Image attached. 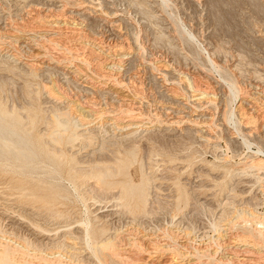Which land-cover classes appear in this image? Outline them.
<instances>
[{"label":"rangeland","instance_id":"1","mask_svg":"<svg viewBox=\"0 0 264 264\" xmlns=\"http://www.w3.org/2000/svg\"><path fill=\"white\" fill-rule=\"evenodd\" d=\"M0 42V118L34 154L0 146V243L86 257L119 230L130 255L162 246L180 264L183 245L264 264L239 242L264 218V172L241 165L263 157L264 125L237 110L264 116V0H0ZM74 101L90 128H74ZM103 169L117 184L92 178Z\"/></svg>","mask_w":264,"mask_h":264},{"label":"bare ground","instance_id":"2","mask_svg":"<svg viewBox=\"0 0 264 264\" xmlns=\"http://www.w3.org/2000/svg\"><path fill=\"white\" fill-rule=\"evenodd\" d=\"M60 11V10H59ZM85 12V11H84ZM40 15V13H39ZM39 21V20H38ZM55 24V23H54ZM51 26V25H50ZM114 26V25H113ZM61 36V35H60ZM51 39V38H50ZM1 43V42H0ZM37 45V44H36ZM41 45V44H39ZM41 47V46H40ZM38 48V47H37ZM33 49V48H32ZM39 49V48H38ZM34 49V56L36 57H42L40 54V49ZM68 49V48H67ZM44 50V49H43ZM66 50V49H65ZM42 51V49H41ZM32 52V51H31ZM33 53V52H32ZM71 57V56H70ZM36 59V58H35ZM40 59V58H39ZM56 60V59H55ZM67 60V59H66ZM86 61V60H85ZM89 61V60H88ZM83 62V61H82ZM84 64V63H83ZM90 65V64H89ZM34 66V64H33ZM82 67V66H81ZM37 70V69H36ZM102 72V71H101ZM104 75V74H103ZM108 78V77H107ZM113 78V77H112ZM92 80V79H91ZM90 80V81H91ZM116 81V80H115ZM98 82V81H97ZM112 82V81H111ZM115 85V84H114ZM127 88V87H126ZM49 89V88H48ZM52 89V88H51ZM124 89V87H123ZM47 91V90H46ZM53 91V90H52ZM201 92V91H200ZM54 93V92H53ZM207 93V92H206ZM132 94V93H131ZM59 95V94H58ZM244 95V94H243ZM49 96H50V90H49ZM52 96V94H51ZM57 96V95H55ZM138 96V95H137ZM206 97V96H205ZM245 97V96H244ZM56 98V97H55ZM60 98V97H59ZM247 98V97H246ZM57 99V98H56ZM248 99V98H247ZM61 100V99H60ZM59 100V101H60ZM79 102V101H78ZM245 98L242 99V102L238 105L239 107H237L238 109V112H240V118H241V121L240 122H243V124H245V127L246 128H249L250 131H253V130H256L258 128V126L262 125L261 123H263L264 125V116H261V117H254V116H251V114H249V110L247 108V106L245 105ZM256 102V101H255ZM262 102H264L262 100ZM72 107H74V109L72 108V110H74L76 113H78V115L80 116V119H78V121L74 122L75 126L74 128L76 130H86L87 128H90V127H86V128H83L85 127L84 125H91L92 122H86L89 117L90 114L94 115L93 113H91V111H85V109L82 108V106H80L79 104H75V101L72 102L71 104ZM84 106V105H83ZM122 106V105H121ZM69 107V106H68ZM71 108V107H70ZM69 108V109H70ZM100 108V107H99ZM72 110H71V113H72ZM226 110V109H225ZM256 111V109H255ZM100 112V111H99ZM134 112V111H133ZM253 112V111H252ZM258 112V111H257ZM75 113V114H76ZM90 113V114H89ZM97 113V112H96ZM255 113V112H254ZM264 113V112H263ZM67 114H70V112H65V115ZM73 114V113H72ZM71 114V115H72ZM77 115V114H76ZM77 115V116H78ZM90 115V116H92ZM96 115V114H95ZM132 115V114H131ZM170 115V114H169ZM239 115V114H238ZM70 116V115H69ZM74 116V115H73ZM102 116V115H101ZM168 116V115H167ZM224 116V115H223ZM63 117V116H62ZM73 118V117H72ZM101 118V117H100ZM224 118V117H223ZM239 118V119H240ZM261 118V119H260ZM76 119V118H75ZM73 120V119H72ZM116 120V118H115ZM180 120V119H179ZM196 120V119H195ZM260 120V121H259ZM86 122V123H81L79 124L78 122ZM197 121V120H196ZM133 122V121H132ZM170 122V121H169ZM168 122V123H169ZM179 122V121H178ZM188 122V121H187ZM190 122V121H189ZM188 122V123H189ZM2 119L0 118V146L2 143H5L6 145H9V152L10 154H15V151L18 152L20 155H22L23 157H25V159L27 158H31L34 154L31 153V150L29 149V145L27 142H25L22 138L19 137V135L17 136L16 133L14 131H11L9 130L8 126H5L4 124H2ZM99 123V122H98ZM174 123L171 122L170 124L168 125H172ZM191 123V122H190ZM259 123V124H258ZM137 124V123H136ZM136 124H133V123H130L128 124L127 126H124V127H121V129L119 128V130L122 132H124V134L122 135V139L123 141L124 140H132L134 139L135 137V134L136 132L139 130V124L136 125ZM149 124V123H148ZM199 124V123H198ZM197 124V125H198ZM121 125V124H120ZM252 125V127L250 126ZM135 126V127H134ZM166 126V125H165ZM173 126V125H172ZM171 126V127H172ZM177 126V125H176ZM244 126V125H243ZM81 127V128H80ZM143 127V126H141ZM261 127V126H260ZM65 128V127H64ZM67 128V127H66ZM68 130V129H67ZM258 130V129H257ZM139 134V133H138ZM121 139V140H122ZM209 140V139H208ZM134 141V140H133ZM131 143H133L131 141ZM134 144V143H133ZM137 146V145H136ZM14 147H17L14 148ZM54 147V146H53ZM135 147V145H134ZM120 149V148H119ZM134 150L135 148H132L131 150H129L131 153V155H134ZM61 152V151H60ZM259 153V152H258ZM256 153L257 155L255 157H252L250 158L251 161L249 162H246V163H241V165L245 168H250V169H255L257 172H264V155L263 157L262 156H259V154ZM262 153V152H261ZM254 156V155H253ZM33 158V157H32ZM248 158V157H247ZM246 158V159H247ZM226 159V158H225ZM102 162V161H101ZM96 168V167H95ZM239 168V167H238ZM94 169V168H93ZM241 170V169H240ZM95 171V170H94ZM94 178V180L96 179L97 182L101 183V185H105V184H109V185H113V184H117L116 182H109L107 183L106 180L108 178H114V175L113 174H108L104 169L101 171V172H96V174H92ZM91 178V177H90ZM91 178V179H92ZM85 179V178H83ZM112 180V179H110ZM90 182V181H89ZM92 182V181H91ZM262 187V186H261ZM149 187L147 186V189ZM262 189H264V185L262 187ZM119 191L121 192V194H125V189L123 187L119 188ZM123 194V195H124ZM125 196V195H124ZM129 196L131 197L130 198V201H127L125 200L127 203L126 205L127 206H131V208H134L136 210H139L141 211L144 206H145V203H146V200H145V196H144V193H141L139 196L137 195V192L136 191H133V190H129ZM121 197V196H120ZM117 199V198H116ZM124 199H126L124 197ZM135 202L133 203L134 206L131 205V202ZM119 204V203H118ZM123 207V206H122ZM105 213V212H104ZM110 213V212H109ZM119 213V212H118ZM107 215V214H106ZM119 215V214H118ZM57 216V215H56ZM254 216V215H253ZM108 217L107 216H101L100 218H106ZM123 218V217H122ZM245 219V217H242ZM252 218V217H251ZM261 218V217H259ZM253 219V220H248L247 222H245V235H244V239L243 240H240L239 242L242 243L243 246H246V247H249V248H252V249H255L256 253L260 254V256H262L263 254L261 253H264V218L262 219ZM107 219V218H106ZM155 219V218H154ZM135 220V219H134ZM136 221V220H135ZM246 221V220H245ZM244 222V221H243ZM250 222V224L248 225V223ZM132 227V226H131ZM242 228V227H241ZM242 228V229H243ZM130 229V228H129ZM79 230V229H78ZM136 230V229H135ZM128 231V230H127ZM164 231V230H163ZM125 232V231H124ZM135 232V231H134ZM122 233L123 232H120L119 230H116L112 235H109L107 236L105 239L101 240L100 242H95V244L93 245V247L90 248L91 250V255L88 254V256L84 257L82 255H79L78 254V250L76 252H71V254H68V252H63L62 253H58L57 255L56 254H53L50 256L49 254L44 258V256H41L43 257V259L41 257H38V258H41L40 260L32 257L33 255H30L27 252L25 253V250H23L22 248L17 251L20 247L17 246V250L14 249L16 248L15 247H12L10 245L6 243H0V264H170V261H173V260H170L169 263H167V261H164L163 257H159L157 255H153V254H157L159 253L160 251L164 250V247H159V246H156V244H152V246H156L154 247V249L157 251V252H148L149 249H147L146 245L144 246V244H140L134 246L136 247V249L134 250V247L133 249L130 251V252H135L134 254L130 255L128 254V250L124 249L121 245V242L123 241L122 239ZM168 233V232H167ZM171 233V232H170ZM75 234V233H74ZM126 234V233H125ZM133 234V233H132ZM155 234V233H154ZM47 235V234H46ZM66 235V234H65ZM145 235V234H144ZM158 235V234H157ZM171 235V234H170ZM174 235V234H173ZM126 236V235H125ZM142 236V235H140ZM167 236V235H166ZM4 237V236H3ZM130 237V236H129ZM129 237L127 239H129ZM156 237V236H155ZM171 237V236H170ZM220 237V236H219ZM139 238V237H138ZM1 239V238H0ZM63 239V238H62ZM77 239V238H75ZM154 239V238H153ZM157 239V238H156ZM155 239V241H156ZM163 239V238H162ZM167 239V238H166ZM177 239V238H176ZM221 239L218 238V240ZM2 240V239H1ZM133 240V239H132ZM135 240V239H134ZM191 240V239H190ZM127 241V240H126ZM143 241V240H142ZM178 241V240H177ZM137 242V241H136ZM152 242V241H150ZM154 242V241H153ZM170 242V241H169ZM172 242V241H171ZM160 243V242H159ZM189 243V242H188ZM61 244V243H59ZM74 244V242H73ZM76 244V243H75ZM123 244V242H122ZM125 244V243H124ZM158 244V243H157ZM191 244V243H190ZM224 244V243H223ZM238 244V243H237ZM13 245V244H12ZM19 245V244H17ZM25 245V244H24ZM132 245V244H131ZM134 245V244H133ZM132 245V246H133ZM175 245V244H174ZM177 245V244H176ZM194 245V244H193ZM192 245V246H193ZM166 246V245H165ZM171 246V245H170ZM24 247V246H23ZM61 247V246H60ZM126 247V246H125ZM130 247V246H129ZM173 247V246H172ZM183 245H181L180 247H177L175 246L174 249H173V253L176 255V257H180L182 258L181 263L180 264H205L203 263V259L205 257H207L208 260H210V264H236V256H237V253H236V256L234 257H228L226 255H222L221 257H217V254H218V251L215 253H205L204 252H201L199 249H194V252H189L188 250L186 251L185 248L187 249L188 247H185L183 249ZM218 247V246H217ZM74 248L77 249V247L75 246ZM150 248V247H149ZM167 248V247H166ZM209 248V247H208ZM234 248V247H233ZM79 249V248H78ZM127 249H128V246H127ZM181 249L183 250V252L181 251ZM242 249V248H241ZM248 249V248H247ZM64 250V249H63ZM16 251V252H15ZM127 251V252H126ZM151 251V250H150ZM153 251V250H152ZM214 251V250H213ZM245 251V250H244ZM251 251H254V250H251ZM254 251V252H255ZM56 252V251H55ZM164 252V251H163ZM162 252V253H163ZM210 252V251H209ZM228 252V251H227ZM235 252V251H234ZM238 252V251H237ZM248 252H249V249H248ZM253 252V253H254ZM82 253V252H81ZM137 253V254H136ZM161 253V254H162ZM172 253V252H171ZM246 253V252H245ZM51 254V253H50ZM87 254V253H86ZM160 256H163L161 255ZM164 254V253H163ZM235 254V253H234ZM258 254H255L256 256ZM36 255V254H35ZM34 255V256H35ZM39 255V254H38ZM45 255V254H44ZM172 255V254H171ZM174 255V256H175ZM233 255V254H232ZM250 255V254H249ZM136 256V257H135ZM244 256V255H243ZM173 257V256H172ZM176 257H173V258H176ZM248 257V256H246ZM250 257V256H249ZM166 258V256H165ZM170 258V257H169ZM188 258H192V259H195L197 260L196 263H190L191 261L187 260ZM259 258V257H258ZM167 259V258H166ZM165 259V260H166ZM168 260V259H167ZM177 260V259H176ZM178 260V261H179ZM243 260V259H242ZM248 260V259H247ZM246 260V261H247ZM186 261V262H184ZM207 261V260H206ZM245 261V260H244ZM250 261V260H248ZM260 261V260H258ZM176 262V261H175ZM239 260L237 261V264H238ZM243 263V261H241ZM251 262V261H250ZM257 262V261H256ZM240 263V264H242ZM245 263V262H244ZM243 263V264H244ZM172 264V263H171ZM174 264V263H173ZM175 264H179L178 262H176ZM208 264V263H207ZM247 264V263H246Z\"/></svg>","mask_w":264,"mask_h":264}]
</instances>
